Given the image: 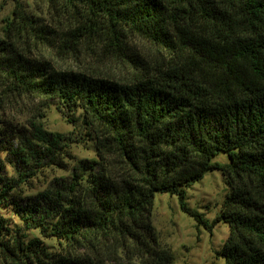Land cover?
<instances>
[{
    "label": "trees",
    "instance_id": "1",
    "mask_svg": "<svg viewBox=\"0 0 264 264\" xmlns=\"http://www.w3.org/2000/svg\"><path fill=\"white\" fill-rule=\"evenodd\" d=\"M55 1L83 9L64 33L71 47L91 43L137 74L122 83L52 69L25 55L8 23L0 39L5 91L59 106L89 137L96 160H80L68 181L17 198L38 171L63 165L66 138L38 121L0 122V210L9 205L25 228L68 242L96 233L116 239L135 258L129 264H171L150 219L154 194L167 193L197 228L228 225L224 264H264V0ZM14 16L25 25L23 14ZM134 40L154 49L151 63L139 59ZM218 153L228 163L212 162ZM215 169L229 192L208 224L188 208L185 190ZM4 222L0 215L2 262L97 264L52 258L37 240L7 246Z\"/></svg>",
    "mask_w": 264,
    "mask_h": 264
},
{
    "label": "rangeland",
    "instance_id": "2",
    "mask_svg": "<svg viewBox=\"0 0 264 264\" xmlns=\"http://www.w3.org/2000/svg\"><path fill=\"white\" fill-rule=\"evenodd\" d=\"M18 13L27 18L25 25L16 20L14 14ZM82 14L80 6L70 7L55 0H0V39L5 38L8 23L14 22L11 38L16 40L19 47L25 48V55L30 60L45 62L58 71L91 74L122 83L132 80L138 68L117 62L91 43L71 47L64 33ZM133 43L139 59L151 63L154 49L144 41L134 40ZM31 121H38L45 130L64 136L67 146L61 156L62 166L41 169L35 177L14 191L15 197L20 199L31 198L44 191L55 179L68 181L78 161L96 160L89 137L80 126L74 127L68 123L59 106L51 105L35 95L10 94L0 81V122L21 128ZM11 139L7 140L8 143L12 142ZM212 162L223 165L228 163V157L225 153H218ZM5 168L6 175L11 176V168ZM228 192L221 171H207L201 180L185 190V203L189 209L202 214L210 224L220 213ZM0 215L5 220L6 228L1 232L2 241L7 246H13L14 239L23 244L37 240L52 258L90 259L97 264L98 259L104 264L136 261L125 245L116 239L96 233L86 235L77 242H68L49 236L50 233H40L38 229L25 228L9 205L0 210ZM150 219L160 245L171 252V264H224L220 250L229 234L227 224L220 222L212 228H197L196 222L180 210L176 196L167 193L154 194ZM125 243L129 246L128 242ZM0 264L20 263L16 260L2 262L0 259Z\"/></svg>",
    "mask_w": 264,
    "mask_h": 264
}]
</instances>
